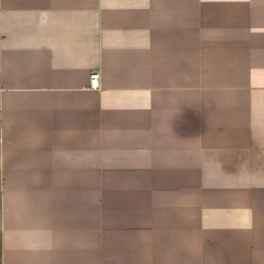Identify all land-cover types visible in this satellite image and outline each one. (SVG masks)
<instances>
[{
    "label": "crops",
    "instance_id": "crops-1",
    "mask_svg": "<svg viewBox=\"0 0 264 264\" xmlns=\"http://www.w3.org/2000/svg\"><path fill=\"white\" fill-rule=\"evenodd\" d=\"M0 86V264H264V0H0Z\"/></svg>",
    "mask_w": 264,
    "mask_h": 264
},
{
    "label": "built area",
    "instance_id": "built-area-1",
    "mask_svg": "<svg viewBox=\"0 0 264 264\" xmlns=\"http://www.w3.org/2000/svg\"><path fill=\"white\" fill-rule=\"evenodd\" d=\"M97 75H98V72L96 70H93L91 72V78H92L91 85L97 84ZM1 95H2V87L0 86V142L2 140V132H1V127H2V124H1V122H2Z\"/></svg>",
    "mask_w": 264,
    "mask_h": 264
}]
</instances>
